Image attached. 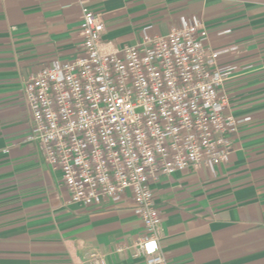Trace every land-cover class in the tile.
I'll use <instances>...</instances> for the list:
<instances>
[{"label":"crops","instance_id":"crops-1","mask_svg":"<svg viewBox=\"0 0 264 264\" xmlns=\"http://www.w3.org/2000/svg\"><path fill=\"white\" fill-rule=\"evenodd\" d=\"M104 41L134 45L144 27L166 35L200 19L219 58L237 70L224 87L243 121L233 152L213 173H177L151 186L162 217L166 264H264V0H88ZM75 0H0V264H145L130 247L142 233L129 195L86 209L69 203L59 171L24 141L31 116L24 83L54 60L80 54ZM152 250L156 251L155 247Z\"/></svg>","mask_w":264,"mask_h":264},{"label":"built area","instance_id":"built-area-1","mask_svg":"<svg viewBox=\"0 0 264 264\" xmlns=\"http://www.w3.org/2000/svg\"><path fill=\"white\" fill-rule=\"evenodd\" d=\"M75 4L81 52L51 61L24 83L31 116L24 141L38 145L46 164L59 171L70 204L93 209L129 195L142 233L116 252L166 264L151 186L229 163L243 121L229 113L224 91L237 67L220 66L219 58L236 48L212 50L205 23L191 18L164 36L146 26L134 45L117 47L103 40V16L88 0ZM86 261L106 264L96 253Z\"/></svg>","mask_w":264,"mask_h":264}]
</instances>
